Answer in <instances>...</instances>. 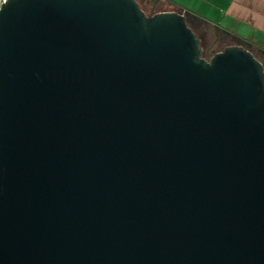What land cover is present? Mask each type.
<instances>
[{
	"label": "water",
	"instance_id": "1",
	"mask_svg": "<svg viewBox=\"0 0 264 264\" xmlns=\"http://www.w3.org/2000/svg\"><path fill=\"white\" fill-rule=\"evenodd\" d=\"M196 18L2 3L0 264H264V63Z\"/></svg>",
	"mask_w": 264,
	"mask_h": 264
},
{
	"label": "crops",
	"instance_id": "2",
	"mask_svg": "<svg viewBox=\"0 0 264 264\" xmlns=\"http://www.w3.org/2000/svg\"><path fill=\"white\" fill-rule=\"evenodd\" d=\"M157 4L163 0H145ZM167 7L198 16L217 32L238 34L264 52V0H166ZM227 31V32H226Z\"/></svg>",
	"mask_w": 264,
	"mask_h": 264
},
{
	"label": "flooded vegetation",
	"instance_id": "3",
	"mask_svg": "<svg viewBox=\"0 0 264 264\" xmlns=\"http://www.w3.org/2000/svg\"><path fill=\"white\" fill-rule=\"evenodd\" d=\"M189 24L201 38L203 55L206 58H210L212 55H214L218 51L223 50L228 45L234 44L232 34L217 32L205 22L190 20ZM251 49L264 63V52L254 48L253 46H251Z\"/></svg>",
	"mask_w": 264,
	"mask_h": 264
},
{
	"label": "rangeland",
	"instance_id": "4",
	"mask_svg": "<svg viewBox=\"0 0 264 264\" xmlns=\"http://www.w3.org/2000/svg\"><path fill=\"white\" fill-rule=\"evenodd\" d=\"M138 1L141 3L142 7L146 10L147 13L160 11V9L168 6L166 0L161 1L159 3V5H157V4H149L145 0H138ZM0 7H1V5H0Z\"/></svg>",
	"mask_w": 264,
	"mask_h": 264
},
{
	"label": "built area",
	"instance_id": "5",
	"mask_svg": "<svg viewBox=\"0 0 264 264\" xmlns=\"http://www.w3.org/2000/svg\"><path fill=\"white\" fill-rule=\"evenodd\" d=\"M4 1H6V0H0V5H2V3H3Z\"/></svg>",
	"mask_w": 264,
	"mask_h": 264
},
{
	"label": "trees",
	"instance_id": "6",
	"mask_svg": "<svg viewBox=\"0 0 264 264\" xmlns=\"http://www.w3.org/2000/svg\"><path fill=\"white\" fill-rule=\"evenodd\" d=\"M154 2L156 1V0H153ZM153 13V12H152Z\"/></svg>",
	"mask_w": 264,
	"mask_h": 264
}]
</instances>
